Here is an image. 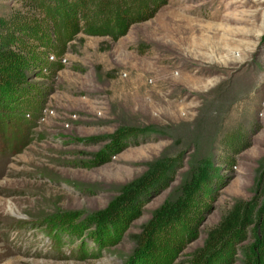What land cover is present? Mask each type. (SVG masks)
Here are the masks:
<instances>
[{
    "label": "rangeland",
    "instance_id": "374dc122",
    "mask_svg": "<svg viewBox=\"0 0 264 264\" xmlns=\"http://www.w3.org/2000/svg\"><path fill=\"white\" fill-rule=\"evenodd\" d=\"M88 28L0 0V264H264V0Z\"/></svg>",
    "mask_w": 264,
    "mask_h": 264
},
{
    "label": "trees",
    "instance_id": "16d2710c",
    "mask_svg": "<svg viewBox=\"0 0 264 264\" xmlns=\"http://www.w3.org/2000/svg\"><path fill=\"white\" fill-rule=\"evenodd\" d=\"M29 3L30 10L53 19H74L85 22L90 33L118 35L123 28L152 19L167 4V0H19ZM47 3V6H46ZM17 22H26L23 18ZM39 22V21H38ZM80 30L74 32L79 33ZM52 55L47 53L48 57ZM55 57V56H54ZM49 61V60H48ZM7 149L14 148L10 139L6 141Z\"/></svg>",
    "mask_w": 264,
    "mask_h": 264
},
{
    "label": "built area",
    "instance_id": "2783aa9c",
    "mask_svg": "<svg viewBox=\"0 0 264 264\" xmlns=\"http://www.w3.org/2000/svg\"><path fill=\"white\" fill-rule=\"evenodd\" d=\"M48 60H49V61H54V60H55L54 55H50V56L48 57Z\"/></svg>",
    "mask_w": 264,
    "mask_h": 264
}]
</instances>
